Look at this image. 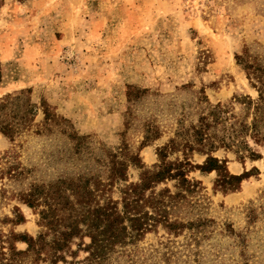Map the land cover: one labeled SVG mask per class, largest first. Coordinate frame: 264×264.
Returning <instances> with one entry per match:
<instances>
[{
	"label": "rangeland",
	"instance_id": "obj_1",
	"mask_svg": "<svg viewBox=\"0 0 264 264\" xmlns=\"http://www.w3.org/2000/svg\"><path fill=\"white\" fill-rule=\"evenodd\" d=\"M241 57L264 66V0H0V123L14 128L12 140L0 133L4 249L12 232L36 236L45 220L74 214L70 181H106L113 155L139 154L150 168L175 138L169 159L182 158L193 124L224 103L226 120L209 127L219 140L241 112L236 97L259 95ZM252 145L262 157L240 158L242 144L213 151L231 173L252 171L238 189L215 188V170L189 171L200 182L170 204L178 231L158 225L117 244L103 264H264V143ZM141 170L129 162L128 181ZM124 183L113 185L115 198ZM175 184L158 187L176 192ZM34 186L36 208L19 200ZM19 211L25 220L14 223ZM88 242L75 236L58 264H90Z\"/></svg>",
	"mask_w": 264,
	"mask_h": 264
},
{
	"label": "trees",
	"instance_id": "obj_2",
	"mask_svg": "<svg viewBox=\"0 0 264 264\" xmlns=\"http://www.w3.org/2000/svg\"><path fill=\"white\" fill-rule=\"evenodd\" d=\"M245 63L247 76L250 82L258 89L259 95L253 98L250 95L238 96L241 112L236 115L231 128H224L219 140L218 135L211 134L209 127L226 120V111L229 105L224 103L210 104L209 110L201 114L198 123L193 124L191 140L184 142V156L169 159L171 151L177 148L176 139L157 148L159 161L152 167H145L139 154L131 155L129 162L139 166L142 170L136 181H128V164L125 160L116 159L113 155L111 168L106 181L96 179L94 185L90 179L70 181L76 199L67 201L75 211L70 217L64 219L45 220V231L36 236L28 233L19 234L12 232L6 251L3 242L0 243V264H26L23 257L34 254L29 264H42L41 260L50 257V264H58L60 259H65L63 250L70 248V242L75 236H89L90 242L83 246L87 251L86 258L90 264H103L115 249L117 244H125L142 237L147 231L154 230L158 225L168 230L178 231L183 225L170 217V204L179 197L185 196L183 190L192 191L194 184L199 180L191 181L188 172L200 170L202 172L216 171L215 188L223 191H232L240 187V182L252 174L251 170H245L240 174L231 173L227 167V159L213 154L220 147H235L244 145L247 155H238L240 158L249 156L251 159L262 157L252 145L264 143V66L258 63L240 58ZM45 114L48 113L45 111ZM13 126L8 122L0 123V133L13 139ZM250 140L251 142H249ZM237 148V147H236ZM198 151L207 154L202 163H195L188 155ZM6 154V153H5ZM7 156H11L9 153ZM16 166V165H14ZM10 166L9 169H12ZM257 169V168H256ZM17 174V172H13ZM12 172L10 171V175ZM175 180L179 189L172 192L168 185L158 187L160 183ZM124 181V185L118 187L120 196L112 195L113 185ZM30 187L27 192H22L19 200L29 204L30 207L38 206V188ZM58 189V188H57ZM16 208H19L16 206ZM41 217L47 218L45 210H41ZM14 223L25 220L21 211L12 219ZM53 231L51 238H47ZM23 240L27 243L26 249L17 248L15 241ZM3 241V240H2ZM45 250V255L42 251ZM75 253L74 250H71Z\"/></svg>",
	"mask_w": 264,
	"mask_h": 264
}]
</instances>
